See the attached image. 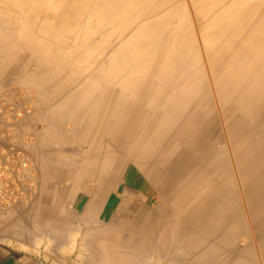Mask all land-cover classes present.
Here are the masks:
<instances>
[{
  "label": "rangeland",
  "instance_id": "rangeland-1",
  "mask_svg": "<svg viewBox=\"0 0 264 264\" xmlns=\"http://www.w3.org/2000/svg\"><path fill=\"white\" fill-rule=\"evenodd\" d=\"M173 1H180L190 14V24L184 21L181 29L176 19L164 16ZM143 3L135 13L138 5L127 0L110 22L97 14L68 22L69 43L60 46L68 55L65 63L57 62L53 41L61 43L66 25L58 22L54 26V21H42L24 8L13 13L7 9L9 2L0 1V91L16 85L33 93L31 154L37 186L30 202L0 212V217L25 209L26 213L13 221L22 228L21 238L14 234L11 238L39 243L22 246L30 252L51 248L50 238L43 234L46 230L38 229L41 225L47 226L56 217L65 226L74 225L75 230L70 231L74 236L60 238L68 242L60 247L64 258L76 254L83 259L72 264H108V260L110 264H264V65L256 64L250 70L252 78L237 87L241 73L248 70L242 68L246 65L243 62H232L240 55L246 63L249 50H255L257 58L263 55L260 51L264 49L246 35L258 29L257 23L264 18V0ZM254 7L257 9L251 15ZM152 8L157 11L159 42L168 29L171 36L180 29L196 36L207 53L203 54L195 37L193 40L188 35L180 54L177 46L169 56L156 49L149 53L153 44L148 43L126 69L104 65L107 55L89 47L98 41L95 37L100 32H114L116 44H129V33L121 32L135 27L148 29L147 22H153L149 19ZM223 8L228 11L220 15ZM240 12L245 21H240ZM30 13L34 15L28 16ZM93 20L97 27L89 33ZM24 25L37 30L33 39L39 50L15 45L18 31L27 27ZM260 35L264 38V33ZM227 88L233 93H223ZM72 185L90 196L98 193L103 197L99 208L92 205L95 209L87 213L91 206L85 205L92 198H77V211L68 209L67 200L73 198L67 199V190ZM188 204L205 215L185 218L182 207ZM163 213H169L168 219ZM166 220L171 226L166 228L168 241L163 247L159 236L154 241L151 236L152 228L163 229L162 221ZM214 220L219 223L216 228ZM62 232L67 234V230Z\"/></svg>",
  "mask_w": 264,
  "mask_h": 264
},
{
  "label": "bare ground",
  "instance_id": "bare-ground-1",
  "mask_svg": "<svg viewBox=\"0 0 264 264\" xmlns=\"http://www.w3.org/2000/svg\"><path fill=\"white\" fill-rule=\"evenodd\" d=\"M0 1H2V0H0ZM7 2H9V5L7 6V9H9L11 12H13V13H15V11L16 10H18L19 11V9L21 10L22 8H24V9H28L30 12L32 11L33 13H36L37 15H38V19H40V20H42V21H54L55 22V25L54 26H56V24L59 22L60 24H61V26H62V24L63 25H66V26H63V27H65V31L63 32V34H62V41H61V43L59 44V43H57L56 41H53V43H54V48H53V51L55 50L56 52H55V54H57L58 53V59H57V62H59L60 60L63 62L64 60H65V63H67V61H68V57H66V55H67V53H65L64 52V54L62 53V50L60 49V46L61 47H63L64 46V44H67V43H69V33L71 32L69 29H70V26L68 25V22H70V23H75V22H77V21H79L80 19H82L83 17H85V16H92L93 14H94V16H96V14L100 17V18H102L103 20H105V22H106V19H109V18H114V16L117 14L116 12H117V9L120 7H122L123 5H125L126 4V1L127 0H108V2L107 3H105L106 1L105 0H6ZM130 1H134L135 2V4H137L138 6L136 7L137 9H136V12L135 13H137V12H139V9L141 8V7H143L144 6V3L143 2H145V1H143V0H129V2ZM143 1V2H142ZM152 1V0H151ZM241 1V0H240ZM150 2V1H149ZM157 2H159V1H157ZM133 3V2H132ZM149 4V3H148ZM193 4V3H192ZM191 4V5H192ZM127 5H129L130 6V4L129 3H127ZM168 5V4H167ZM194 5V4H193ZM206 5V4H205ZM128 6V7H129ZM157 6H159V5H157ZM203 6V5H202ZM4 7V6H3ZM6 7V6H5ZM127 7V8H128ZM148 7V6H147ZM157 8V7H156ZM184 7L182 6V3L180 2V1H178L177 3H174V1H173V4H172V6L168 9V12L167 13H165L164 14V16H166V17H168V18H174V19H176V21H177V25H178V27H180V29H181V27H183L184 26V21H185V24L187 23V22H189V24H190V14L186 11V9H183ZM1 9V8H0ZM4 9V8H3ZM125 9V8H124ZM155 9V8H154ZM256 9L257 8H253L252 9V11H250L251 13V15H253L254 14V12L256 11ZM145 10H147V8L146 9H144V11ZM243 11H244V9H242ZM1 11H2V9H1ZM228 10L227 9H222V10H220V12H219V14L220 15H222V14H225L226 12H227ZM121 12V11H120ZM156 12L157 11H155V10H153V8L150 10V12H149V19H152L153 20V22H147V23H149V28L148 29H143L142 27H138V28H134V30L133 29H131V30H129V32H127V31H123V32H121V33H125V34H128L129 33V35H127L128 37H130L131 39H130V41H129V44H127V43H125V44H116L115 42V39H116V35L114 34V32L113 33H111V32H108V31H104V32H100V34H99V36L96 38L95 37V39H98V41H96L94 44H90L89 45V47L90 48H92V49H97V50H99V51H102V52H104L107 56H106V61L104 62V65L106 64V65H108V64H113V66L114 65H117V67L118 68H123V69H126L127 68V66L128 65H130L131 64V62H133L135 59H136V56L139 54V53H141V52H143V49L145 50V47L147 46V44L149 43H151V44H153V45H151L152 46V48H150V52L149 53H152L154 50L153 49H156L155 50V52L156 51H158V50H160L162 53H163V55L165 54V55H170L171 53H172V49H175L174 47L175 46H177L176 48H177V51H179L178 53L180 54V52H182L181 51V48L182 47H184L186 44H187V42H186V38H187V36L189 35V37L191 36V37H193V40H194V37H195V43H196V46H197V48L200 50V49H202V53L203 54H205V53H207V51H205V49H203V47L202 46H200V45H198V43H197V41H196V36H194V35H192L191 33H186L185 31H183V32H181V30L180 29H176L175 31H173V33H172V36L169 34V29L166 31V30H164V29H162V30H164V31H166V33H164L165 34V37H164V39H162L160 42L156 39V37H157V30L159 29V27H156V24H158V23H155V20H156V16H155V14H156ZM253 12V13H252ZM128 13V12H127ZM134 13V12H133ZM192 13V15H193V12H191ZM196 14V13H195ZM33 16L34 14H31L30 13V15H28V16ZM121 15V14H120ZM139 15H140V13H139ZM22 16H27V14L25 15L24 13H22ZM239 16V18L240 19H243V18H241V17H243V14L240 12V14L238 15ZM3 17H5V16H3ZM99 17H96V18H99ZM131 17H133V15L131 16ZM145 17V16H144ZM118 18H120V16H118ZM122 18V17H121ZM128 18V17H127ZM130 18V17H129ZM138 18V17H137ZM140 18V17H139ZM172 18V19H173ZM238 18V19H239ZM94 19V18H93ZM125 19V18H124ZM239 19V20H240ZM85 20H87V19H85ZM113 20V19H112ZM111 20V21H112ZM147 20V19H146ZM109 22H110V19L108 20ZM107 21V22H108ZM114 21V20H113ZM116 21V20H115ZM144 21V20H143ZM192 21H194V20H192ZM236 21H237V19H236ZM240 21H245L244 19L243 20H240ZM31 23V22H30ZM86 23V22H85ZM96 23H98L97 21H95V20H93L92 22H91V28L89 29L90 31H89V33L91 32V31H95L93 28H96L97 26H96ZM116 23H118V22H116ZM119 23H120V20H119ZM134 23H136V22H134ZM28 24V23H27ZM58 25V24H57ZM114 25V24H113ZM132 25V24H131ZM145 25V24H144ZM257 25H258V29H256V30H254V29H251L250 30V32H249V34H247L246 35V39H248V40H251V41H254V42H256V43H258L259 44V46H261V48L262 49H264V38H262L263 36H261L260 35V33H264V18H261L260 20H259V23H257ZM24 26H27V25H24ZM96 26V27H95ZM129 26V25H128ZM136 26H138L137 24H136ZM166 27V26H165ZM25 28V30L23 29V31H18V33L20 34H18L19 35V37H17V41H18V43H15V45H17L18 44V46H23V48H25V49H27V48H30L31 47V50H34V49H36V50H39L40 48H39V46H36L37 44L35 43V40L33 39V38H35V36H34V32L36 31L37 32V30H32V26H27V27H24ZM195 28V27H194ZM41 29V28H40ZM100 29V28H99ZM82 30V29H81ZM3 31V30H2ZM164 31H161L160 33H162V32H164ZM179 31V32H178ZM4 32V31H3ZM35 32V33H36ZM176 32V33H175ZM5 33V32H4ZM4 33H1L2 35L4 34ZM9 33V32H8ZM59 33V32H58ZM84 33H85V31H84ZM175 33V34H174ZM7 34V33H6ZM37 34H38V32H37ZM97 34V33H96ZM95 34V35H96ZM1 35V36H2ZM8 35V34H7ZM92 36H93V33L91 34ZM174 35V36H173ZM52 37V36H51ZM54 37V36H53ZM2 38V37H1ZM5 38V37H4ZM82 38V37H81ZM93 38V37H92ZM80 39V38H79ZM188 39V38H187ZM3 40V39H2ZM1 40V41H2ZM11 40V39H10ZM9 41V40H8ZM13 41V40H12ZM14 41H15V39H14ZM91 41H92V39H91ZM90 41V42H91ZM120 41V40H119ZM201 41H202V39H201ZM4 42V41H3ZM14 43V42H13ZM52 43V42H51ZM203 43V42H202ZM12 44V43H11ZM10 44V45H11ZM62 44V45H61ZM127 44V45H126ZM148 44V45H149ZM42 45V44H41ZM13 46V45H12ZM43 46V45H42ZM195 46V47H196ZM44 47V46H43ZM42 47V48H43ZM52 47V46H51ZM201 47V48H200ZM86 48V47H85ZM60 49V50H59ZM12 50V49H11ZM10 50V51H11ZM69 50H70V48H69ZM82 50V49H81ZM27 51V50H26ZM101 52V53H102ZM247 52V51H246ZM260 53L261 54H263L262 56H261V58H257V57H255L254 55L255 54H257V52L254 50V51H251V50H249L248 51V57H249V60L246 62V63H244L245 61H244V59H242V57H240V55L238 56H236V59H232V62L234 63L236 60V63L237 64H240L241 62H243V64H246L244 67H242L243 69L244 68H247L246 70H248V72H247V74H242L241 73V76L239 77V79H238V82H237V87H238V84L240 85V84H242V83H244L245 81H247V79L250 77V79L252 78V74H251V71L250 70H252V69H254V66H256V64H258V65H261V64H263L264 65V50H262V51H260ZM12 54V53H11ZM14 54V53H13ZM18 55V54H17ZM17 55H15V56H17ZM148 55V54H147ZM9 56H10V54H9ZM8 56V57H9ZM68 56V55H67ZM6 57H7V54H6ZM11 57V56H10ZM9 57V58H10ZM14 57V56H13ZM18 57V56H17ZM135 57V58H134ZM187 57V56H186ZM94 58V57H93ZM101 58V57H100ZM162 58H163V56H162ZM67 59V60H66ZM177 59H179V57H177ZM189 59V58H188ZM15 60V59H14ZM54 61V60H53ZM109 61V62H108ZM184 61V60H183ZM107 62V63H106ZM181 62V60L179 61V63ZM61 63V62H60ZM65 63H63V64H65ZM67 65V64H66ZM142 65V64H141ZM203 65V64H202ZM257 65V66H258ZM199 66V65H198ZM61 67V66H60ZM59 67V68H60ZM201 67V66H200ZM55 68V67H54ZM263 69H264V67H262ZM65 69V68H64ZM59 71H61V70H59ZM207 72V71H206ZM71 73H73L72 72V70H71ZM32 74V73H31ZM101 74H103L104 75V73H101ZM11 75V74H10ZM93 75V74H92ZM183 75V74H182ZM60 76V75H59ZM119 76V75H118ZM198 76V75H197ZM205 76V75H204ZM104 77V76H103ZM188 77H189V75H188ZM4 79H5V77H4ZM103 79V78H102ZM101 79V80H102ZM118 79V78H117ZM194 79V78H193ZM116 80V79H115ZM132 80H134V82L136 81L135 79H132ZM18 81H20V80H18ZM177 81V80H176ZM243 81V82H242ZM151 82V81H150ZM5 83H6V81H5ZM165 83V82H164ZM59 85V84H58ZM166 86V85H165ZM34 87V86H33ZM222 88V87H221ZM239 88H240V86H239ZM79 89V88H78ZM218 89L220 90V87H218ZM224 90V92L223 93H225L226 91H227V93H233V92H230V91H228V90H230V88H227V90L226 89H223ZM222 90V91H223ZM237 90V89H236ZM77 91V90H76ZM79 91V90H78ZM189 91V90H188ZM261 91V90H260ZM176 92V91H175ZM125 93V92H124ZM181 93V92H180ZM121 94V93H120ZM219 94H220V92H219ZM113 96L115 95V93H113L112 94ZM122 95V94H121ZM119 96V95H118ZM41 97H42V95H41ZM120 97V96H119ZM46 98V97H45ZM119 100V99H118ZM117 100V101H118ZM120 101V100H119ZM118 101V102H119ZM119 104V103H118ZM117 104V105H118ZM250 104V103H249ZM119 107V106H118ZM113 109H115V108H113ZM171 111V110H170ZM115 112V111H114ZM87 113V112H86ZM111 115V114H110ZM123 115V114H122ZM119 120V119H118ZM71 123V122H70ZM145 123V122H144ZM93 124V123H92ZM120 124V123H119ZM181 124V123H180ZM50 125V124H49ZM181 126V125H180ZM74 127V126H73ZM188 127V126H187ZM186 130V129H185ZM179 131V130H178ZM128 132H130V130L128 131ZM176 132V131H175ZM175 132H173L172 134L174 135V133ZM66 133V132H65ZM178 133V132H177ZM159 134V133H158ZM185 134V133H184ZM183 134V135H184ZM134 135V134H133ZM132 135V136H133ZM205 135V134H204ZM76 136V135H75ZM74 136V137H75ZM149 137V136H148ZM148 137H147V139H148ZM102 138V137H101ZM111 139H112V141H114V139H113V137L111 136L110 137ZM109 138V139H110ZM117 138H119V141L121 142V135H120V131H119V136L117 137ZM170 138V137H169ZM187 138V137H186ZM129 139V138H128ZM131 139V138H130ZM202 139V138H201ZM169 140V139H168ZM176 140V139H175ZM174 140V141H175ZM190 140V139H189ZM49 141V140H48ZM97 141H99V140H97ZM191 141H192V139H191ZM191 141H190V144H191ZM194 141V140H193ZM199 141V140H198ZM127 142V141H126ZM131 142H132V140H131ZM167 142V141H166ZM189 142V141H188ZM196 142V141H195ZM59 143V142H58ZM149 143H150V141H149ZM184 143V142H183ZM194 143V142H193ZM103 144V143H102ZM150 145V144H149ZM196 145V144H195ZM146 146V145H145ZM177 146V145H176ZM211 146V145H210ZM101 147V146H100ZM188 147V146H187ZM202 147V146H201ZM204 147V146H203ZM213 147V146H212ZM129 148V147H128ZM128 148H127V150H128ZM189 148V147H188ZM193 148V147H192ZM195 148V147H194ZM116 149H117V147H116ZM172 149V148H171ZM190 150H192V149H190ZM195 150V149H194ZM193 150V151H194ZM199 150H200V148H199ZM198 150V151H199ZM146 151V150H145ZM173 151V150H172ZM171 151V152H172ZM175 151V150H174ZM201 151V150H200ZM206 151V150H205ZM195 152V151H194ZM203 154H206V153H204V149H203ZM207 152H209V151H207ZM98 153V152H97ZM144 154H145V152H144ZM143 154V155H144ZM160 154V153H159ZM202 154V153H201ZM208 154V153H207ZM76 155H77V153H76ZM169 156V155H168ZM74 157V156H73ZM79 158H80V156H79ZM79 158L77 159V160H79ZM98 158V157H97ZM203 158H204V156H203ZM210 158V157H209ZM75 159V158H74ZM95 159V158H94ZM99 159V158H98ZM129 159V158H128ZM137 159V158H136ZM135 160V159H134ZM134 160H132V161H134ZM198 160V159H197ZM98 161V160H97ZM208 161V160H207ZM211 161V160H210ZM93 162V161H92ZM94 162H95V160H94ZM218 162V161H217ZM58 163V162H57ZM166 163V162H165ZM201 163V162H200ZM212 163V162H211ZM54 164V163H53ZM87 164V163H86ZM194 164H195V162H194ZM210 164V163H209ZM214 164V163H213ZM96 165H97V163H96ZM207 165V164H206ZM94 166H95V163H94V165H93V168H94ZM158 166V165H157ZM204 166V165H203ZM208 166V165H207ZM210 166V165H209ZM216 167V165L214 166V168ZM157 168V167H156ZM206 168V167H205ZM209 168H212V166H210ZM213 169V168H212ZM85 170V169H84ZM93 170V169H92ZM211 169H209V171H210ZM153 172H154V170H153ZM147 173V172H146ZM160 173V172H159ZM212 173H214V170H213V172ZM109 174H111V173H109ZM156 174V173H155ZM93 176H94V174H93ZM98 176V175H97ZM108 177V176H107ZM159 177H162V176H159ZM159 177H158V179H159ZM182 177V176H181ZM214 177V176H213ZM212 177V178H213ZM104 178V177H103ZM105 179V178H104ZM155 180H156V177L154 178ZM157 179V180H158ZM150 180V179H149ZM151 180H152V178H151ZM156 180V181H157ZM171 180V179H170ZM178 180V179H177ZM155 181V182H156ZM212 181V180H211ZM93 182V181H92ZM209 182V181H208ZM208 182H207V184H208ZM150 183H152V182H150ZM202 183V182H201ZM152 184H154V183H152ZM96 185V184H95ZM101 185V184H100ZM197 185V184H196ZM214 185V184H213ZM153 186H155V184L153 185ZM208 186V185H207ZM216 186V185H215ZM162 188H164V186L162 187ZM201 188V187H200ZM206 188V187H205ZM214 187H212V189H213ZM124 190V189H123ZM197 190H198V188H197ZM196 190V188H195V190L194 191H197ZM200 190V189H199ZM209 190V189H208ZM96 191V190H95ZM98 191V190H97ZM160 192V191H159ZM200 192H202V191H200ZM206 192V191H205ZM94 193V192H93ZM161 193V192H160ZM160 193H158V194H160ZM207 196V195H206ZM189 197V196H188ZM192 197V196H191ZM193 197H195L194 195H193ZM209 198H211L210 196H208ZM207 197V198H208ZM91 198V197H90ZM97 198V197H96ZM96 198H93L92 200H90L91 201V203H92V205L94 206V205H97L96 204V202L98 203V201H96ZM165 198V197H164ZM169 198V197H168ZM172 198V197H171ZM170 198V199H171ZM196 198V197H195ZM100 199V198H99ZM194 199V198H193ZM193 199L191 200V201H193ZM172 200V199H171ZM165 201V200H164ZM195 201V200H194ZM71 202V201H70ZM90 203V202H89ZM88 203V204H89ZM92 205H91V207L90 208H88L89 209V211L87 210V213L88 212H90L91 210H92V208H94V207H92ZM86 207V206H85ZM88 207V206H87ZM96 208L98 209L99 207L98 206H96ZM101 208V207H100ZM95 209V208H94ZM227 210V209H226ZM96 211V210H95ZM182 211H183V215L185 216V218L186 217H188L189 219H191L192 217H197V218H202L204 215H205V211H203V210H201V211H199L198 212V210H195L194 208H192L191 207V204H188V205H186V206H183L182 207ZM100 212V211H99ZM180 213H181V211H180ZM224 213H226L225 211H224ZM91 214V213H90ZM115 214V213H114ZM164 215H166L167 216V219H168V216H170L169 215V213H163ZM189 214H191V215H189ZM213 214V213H212ZM216 214V213H215ZM85 215V214H84ZM92 215H94V214H92ZM227 215H228V213H227ZM227 215H226V217H227ZM96 216V215H95ZM95 216H94V218L93 219H95ZM67 217V216H66ZM70 217V216H69ZM85 217V216H84ZM88 216H86V218H87ZM90 217V216H89ZM226 217H224V218H226ZM152 218H153V216H152ZM162 218V217H161ZM175 218V217H174ZM214 219H215V217H213ZM218 218H220V217H218ZM223 218V217H222ZM184 219V218H183ZM211 219V218H210ZM160 220V219H159ZM164 220V219H163ZM173 220V219H172ZM212 220V219H211ZM223 220V219H222ZM98 221H102V220H98ZM107 221V220H106ZM112 221V220H111ZM118 221V220H117ZM174 221V220H173ZM190 221V220H189ZM197 221V220H196ZM206 221V220H205ZM226 221V220H225ZM47 222V221H46ZM86 222H87V220H86ZM94 222H96V220L94 221ZM103 222V221H102ZM170 222V220L168 221V220H166V221H162V223L164 224V228L162 229V228H160V229H158V227L157 228H155V226H154V228H152V235L153 236H151V238H152V240L154 241L155 240V238H157V236H159V239L163 242V247H164V244H166L167 243V241H168V239L165 237V236H167V234H168V230L166 229V228H168V225L170 224L169 223ZM194 222H195V220H194ZM203 222V221H202ZM213 222V224H214V227L216 228V227H218V224L219 223H217V221H212ZM93 223V222H92ZM100 223V222H99ZM98 223V224H99ZM110 223V222H109ZM124 223V222H123ZM122 223V224H123ZM148 223V222H147ZM172 223V222H171ZM188 223H191V222H188ZM216 223V224H215ZM223 223H224V221H223ZM226 223V222H225ZM224 223V224H225ZM95 224V223H94ZM174 224V223H173ZM181 224H182V221H181ZM192 224V223H191ZM199 224V223H198ZM212 224V225H213ZM113 225V224H112ZM124 225V224H123ZM195 225V224H194ZM197 225V224H196ZM211 225V224H210ZM229 225V224H228ZM72 226V225H71ZM98 226H100V225H98ZM118 226V228L120 227L119 225H117ZM169 226H171V225H169ZM187 226V225H186ZM193 226V225H192ZM199 226H200V224H199ZM223 226V225H222ZM236 226V225H235ZM70 227V226H69ZM108 227V226H107ZM116 227V226H115ZM124 227V226H123ZM177 227H179V226H177ZM182 227V226H181ZM228 227V226H227ZM109 228V227H108ZM30 229V228H29ZM110 229H112L111 228V226H110ZM150 229V228H149ZM185 229H186V227H185ZM72 230V229H71ZM114 230V228L112 229V231ZM117 230V229H116ZM184 230V229H183ZM215 229H212V231H214ZM50 231V230H49ZM104 231V230H103ZM102 231V232H103ZM118 231V230H117ZM120 231V230H119ZM180 231V230H179ZM78 232V231H77ZM76 232V233H77ZM114 232V231H113ZM123 232V231H122ZM145 232V231H144ZM143 232V233H144ZM175 232H177V230L175 231ZM181 232V231H180ZM185 232V231H184ZM189 232V231H188ZM57 233V232H56ZM65 233V232H64ZM112 233V232H111ZM120 233H121V231H120ZM173 233V232H172ZM52 234V233H51ZM100 234V233H99ZM147 234H149V233H147ZM73 236H74V233L72 234ZM71 235V236H72ZM77 235V234H76ZM86 235V234H85ZM93 235V234H92ZM96 234H94L93 236H94V239H95V236ZM105 235V234H104ZM121 235H123V234H121ZM125 235V234H124ZM134 235V234H133ZM187 235V234H186ZM37 236V235H36ZM46 236V235H45ZM98 236V235H97ZM100 236V235H99ZM98 236V237H99ZM103 236V235H102ZM106 236H107V234H106ZM105 236V237H106ZM113 236H114V234H113ZM126 236V235H125ZM196 236H198V235H196ZM35 237V236H34ZM146 237H148L147 235H146ZM145 237V238H146ZM21 238V237H20ZM47 238V237H46ZM51 238V237H50ZM92 238V237H91ZM97 238V237H96ZM100 238H102V237H100ZM110 238V237H109ZM134 238V237H133ZM139 238V237H138ZM187 238H189V237H187ZM186 238V239H187ZM212 238V237H211ZM210 238V239H211ZM67 239V238H66ZM93 239V238H92ZM98 239V238H97ZM97 239H96V241H97ZM135 239V238H134ZM148 239H149V237H148ZM221 239V238H220ZM47 240V239H46ZM52 240V239H51ZM107 240H109L108 238H107ZM146 240V239H145ZM224 240V239H223ZM42 241V240H41ZM110 241V240H109ZM144 241V240H143ZM50 242V241H49ZM111 242H112V240H111ZM138 242V241H137ZM136 242V243H137ZM170 242H172V240L170 241L169 240V244H170ZM213 242H215V241H213ZM227 242V241H226ZM34 243V242H33ZM93 243V242H92ZM103 243V242H102ZM101 243V244H102ZM138 243H140V241L138 242ZM159 243V242H158ZM180 243V242H179ZM35 244V243H34ZM38 245H39V243H38ZM106 245V244H105ZM172 245V244H171ZM63 246V245H62ZM82 246V245H81ZM140 246V245H139ZM161 246V245H160ZM131 247H133V246H131ZM159 247V246H158ZM27 248V247H26ZM44 248H46V247H44ZM48 248V247H47ZM52 248V247H51ZM84 248V247H83ZM107 248H108V246H107ZM106 248V249H107ZM135 248V247H134ZM134 248H132V249H134ZM184 248V247H183ZM166 250V249H165ZM108 251V250H107ZM106 251V252H107ZM134 251H137V250H134ZM106 252H105V254H106ZM179 252V251H178ZM182 252V251H181ZM203 252V251H202ZM169 253V252H168ZM176 253H177V251H176ZM110 254V253H109ZM163 254V253H162ZM170 254V253H169ZM180 254V253H179ZM122 255H124V253L122 254ZM176 255V254H175ZM164 256H165V254H164ZM179 256V255H178ZM180 256H181V254H180ZM98 257V256H97ZM107 257V256H106ZM162 257V256H161ZM110 258V257H109ZM181 259V258H180ZM107 260H108V258H107ZM197 261V260H196ZM198 262V261H197ZM169 264V263H168Z\"/></svg>",
  "mask_w": 264,
  "mask_h": 264
},
{
  "label": "built area",
  "instance_id": "built-area-1",
  "mask_svg": "<svg viewBox=\"0 0 264 264\" xmlns=\"http://www.w3.org/2000/svg\"><path fill=\"white\" fill-rule=\"evenodd\" d=\"M33 94L9 85L0 91V212L30 202L37 193L31 148Z\"/></svg>",
  "mask_w": 264,
  "mask_h": 264
},
{
  "label": "crops",
  "instance_id": "crops-1",
  "mask_svg": "<svg viewBox=\"0 0 264 264\" xmlns=\"http://www.w3.org/2000/svg\"><path fill=\"white\" fill-rule=\"evenodd\" d=\"M33 94V93H32ZM42 184V182H41ZM42 188V185L40 186ZM70 188V187H69ZM67 190V199L73 198V200L70 202L68 201L67 208H71L72 210H75L74 208H77L76 205H78L80 202L76 199H93L96 198V201L99 200L101 196L96 193L93 196L88 195L85 191H83V188L79 187V189H75L76 186L72 185V189ZM76 191V192H75ZM57 197V196H56ZM91 197V198H90ZM103 198V197H101ZM91 199V200H92ZM90 202V203H89ZM59 203V202H58ZM89 203V204H88ZM100 203V200L98 203L96 202V206ZM76 204V205H75ZM92 203L90 200H87L86 202V208L87 206H91ZM85 210V209H84ZM59 205H56V213L59 212ZM77 211V210H75ZM67 212V211H66ZM26 213L25 209L20 211H9L5 214H3V218L0 217V264H72V262L75 261H83V259H79L76 257V254H66V257L64 258L63 254H61L62 250L60 247L62 245H67L68 242H62L60 238L71 236L72 233L70 232L71 229L74 231L75 227L72 224L66 223V226L64 225V222H59L58 217L56 219H51L52 221L46 224L47 226L41 225L38 229L41 231H45L43 234L48 236L50 238L51 242L50 245L52 248L36 252H30L26 249L22 248V246L25 245H31L35 246L38 245L37 242H30L27 243L26 241L16 240L14 238H11V236L18 235L21 237V227L20 225L14 224V220L17 218H21V215ZM17 225V226H16ZM72 225V226H71ZM70 226V227H69ZM37 229V228H36ZM50 230V231H49ZM63 230H67V234L65 235ZM57 232V233H56ZM70 232V233H69ZM52 233V234H51ZM41 235V234H40ZM42 236V235H41ZM23 238V237H22ZM69 239V238H68ZM45 245L48 243H44ZM43 245V244H42ZM107 259V258H106ZM123 260V259H122ZM108 264H110V261L108 260Z\"/></svg>",
  "mask_w": 264,
  "mask_h": 264
}]
</instances>
